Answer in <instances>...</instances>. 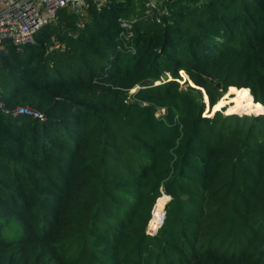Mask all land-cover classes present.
I'll use <instances>...</instances> for the list:
<instances>
[{"label": "trees", "instance_id": "trees-1", "mask_svg": "<svg viewBox=\"0 0 264 264\" xmlns=\"http://www.w3.org/2000/svg\"><path fill=\"white\" fill-rule=\"evenodd\" d=\"M0 91V264H264V0L61 9Z\"/></svg>", "mask_w": 264, "mask_h": 264}, {"label": "built area", "instance_id": "built-area-1", "mask_svg": "<svg viewBox=\"0 0 264 264\" xmlns=\"http://www.w3.org/2000/svg\"><path fill=\"white\" fill-rule=\"evenodd\" d=\"M88 1L89 0H0V47L5 40H9L18 51H22L24 46L34 42L35 33L40 28L57 19L59 10L66 9L69 12L83 16ZM90 1H94L100 5L107 0ZM120 25L124 29L120 35L125 38L131 37L132 22L121 20ZM63 47L64 45L59 39L52 38L48 50L62 49ZM0 111L14 117L29 115L41 121L45 119L44 114L40 110L27 105H18L13 108L7 107L2 99L1 91ZM153 218H155L156 222L155 228L149 226V222ZM164 218V207L157 215H154L152 208L150 219L145 228L146 233L154 235L157 229L162 225Z\"/></svg>", "mask_w": 264, "mask_h": 264}, {"label": "water", "instance_id": "water-1", "mask_svg": "<svg viewBox=\"0 0 264 264\" xmlns=\"http://www.w3.org/2000/svg\"><path fill=\"white\" fill-rule=\"evenodd\" d=\"M180 75H181V73H180ZM186 75H187V74H186ZM160 78H161V80H163V81H166V80L171 79L168 73H163V74L161 75ZM151 81H152V80L149 79V78H147V79H143V80L139 83L138 87L145 86V85L151 83ZM184 81H186L187 84H189L190 86H193V87H195V88L200 89V90L203 92V94L206 95L205 90H204L202 87H200V86H198V85H193V84H191V80H190V78L188 77V75H187V79H184L183 82H184ZM158 83H160V81H158V82H154V84H158ZM216 86L218 87V86H219V83H216ZM133 91H134V90H133ZM206 97H207V96H206ZM207 99H208V98H207ZM207 101H208V100H207ZM208 109H210L209 104H208ZM213 114H214V112H213L211 115H213ZM211 115H207V116H211ZM169 199H170V196H169ZM169 199H168V200H169Z\"/></svg>", "mask_w": 264, "mask_h": 264}, {"label": "rangeland", "instance_id": "rangeland-1", "mask_svg": "<svg viewBox=\"0 0 264 264\" xmlns=\"http://www.w3.org/2000/svg\"><path fill=\"white\" fill-rule=\"evenodd\" d=\"M56 21V20H55ZM54 22V21H53ZM52 38H54L53 36L51 37V39ZM181 77H182V79L180 80V83H181V85H182V87H185L186 85H187V83L186 82H183V80L184 79H186L187 78V76H186V74H184L183 72H181ZM158 82V81H157ZM226 92V91H225ZM225 92H223V94L222 95H224V93ZM203 93V92H202ZM221 95V96H222ZM207 95H205V94H203V99L206 97ZM230 98V97H229ZM206 100H208L207 99V97H206ZM205 99H204V101L205 102H207ZM228 100V99H227ZM207 109H208V105L206 104V106H205V110H204V112H203V115H204V113L207 111ZM211 112H212V110H210ZM219 111H221L222 113H224V114H226L225 113V107H222ZM248 114V113H247ZM250 114V113H249ZM163 195V194H162ZM164 199V198H163ZM168 200V197L167 196H165V200H164V202L163 203H161V205L159 206L160 208H161V210H162V208H163V206H164V204L166 203V201ZM160 202V201H159ZM158 204V203H157ZM154 206V205H153ZM160 212V211H159ZM157 215V214H156ZM153 223L156 225V222H155V218H154V221H153Z\"/></svg>", "mask_w": 264, "mask_h": 264}]
</instances>
